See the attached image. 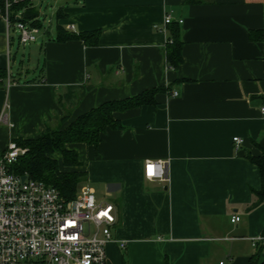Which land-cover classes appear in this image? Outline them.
I'll return each mask as SVG.
<instances>
[{"label": "crops", "instance_id": "crops-1", "mask_svg": "<svg viewBox=\"0 0 264 264\" xmlns=\"http://www.w3.org/2000/svg\"><path fill=\"white\" fill-rule=\"evenodd\" d=\"M193 1L60 2L25 68L0 13V70L12 75L0 89V115L8 107L0 154L65 115L67 125L105 102L162 89L155 106L114 112L119 128L105 129L96 149L67 145L85 173L82 186L93 196L101 189L98 202L114 207L107 264H250L264 256V245H251L264 229V200L248 209L261 183L245 159L264 151V0ZM165 15L181 20L174 69L164 63L168 28L153 29ZM57 27L98 31L96 46L55 42ZM144 161L164 162V181L144 179ZM232 215L239 221L230 223Z\"/></svg>", "mask_w": 264, "mask_h": 264}, {"label": "built area", "instance_id": "built-area-1", "mask_svg": "<svg viewBox=\"0 0 264 264\" xmlns=\"http://www.w3.org/2000/svg\"><path fill=\"white\" fill-rule=\"evenodd\" d=\"M0 13L9 31L18 32L19 44L25 46L37 40L39 30L27 23L10 21V8L19 3L33 4L35 0H3ZM173 23L170 15L163 17V32ZM181 24V20H176ZM176 96V92L170 94ZM259 112L264 116V106ZM0 122L8 124L7 117ZM235 147L240 139L232 138ZM26 149L9 141L0 154V264H107L105 246L112 240L115 224L114 207L107 202H97L92 191L82 186L76 197L65 201L59 192L40 181L29 179L11 171L12 165L25 154ZM151 168V174L149 169ZM162 161H144L143 178L164 181ZM230 223L239 221L232 215ZM264 241L259 235L251 239L255 247ZM123 243L119 247L123 248Z\"/></svg>", "mask_w": 264, "mask_h": 264}, {"label": "trees", "instance_id": "trees-1", "mask_svg": "<svg viewBox=\"0 0 264 264\" xmlns=\"http://www.w3.org/2000/svg\"><path fill=\"white\" fill-rule=\"evenodd\" d=\"M191 3H194V1L184 0V4ZM3 5L4 1L0 0L1 11L3 10ZM17 20H21L38 30L42 29L39 13L34 3L13 5L10 8V21L14 23ZM173 25L177 26L178 24L171 23L167 26L168 40L163 53L165 66L171 69L176 68L181 62V42L178 39V30ZM98 35V31L75 35L57 27L51 40L59 43L77 40L85 46L94 47L96 46ZM11 78V74L0 70V89H3L6 81ZM161 90L151 89L128 99L105 102L80 115L62 131L48 130L36 139L19 138L13 140L16 145L25 148L26 152L12 165L11 171L15 175H26L31 180L40 181L55 188L65 201L73 200L80 190V185L84 182L85 173L76 170L80 167L78 154L76 151L68 149L67 145L84 144L96 149L100 142V135L105 129L119 128V124L112 117L114 112H122L140 106H155L153 96ZM61 120L65 122L67 115L63 116ZM56 155L60 157L61 163ZM245 159L256 167L261 183L260 191H252L253 201L248 206V209H252L264 200V151H261L260 155L255 157L246 154ZM62 168L72 170L66 171L62 170ZM261 235L264 237V229ZM262 245H264V241L256 245V248L258 247L257 250ZM258 253L252 257L250 264H264V256L258 259Z\"/></svg>", "mask_w": 264, "mask_h": 264}, {"label": "rangeland", "instance_id": "rangeland-1", "mask_svg": "<svg viewBox=\"0 0 264 264\" xmlns=\"http://www.w3.org/2000/svg\"><path fill=\"white\" fill-rule=\"evenodd\" d=\"M65 1H69V0H35L34 1V5L37 6V10L39 11V20L40 23L42 24V29L41 31H39L40 35L45 31V30H50L51 27L54 25L55 20H54V8L60 3V2H65ZM11 35L13 36L14 39V44L16 45L18 42V32L16 30H12L11 31ZM40 35H37L38 38L40 37ZM11 36V37H12ZM40 43L34 42V43H30L27 44L25 46L20 45L19 47V52L17 54L18 57V63L17 65L20 66L23 65V67L25 68L28 63L29 60L31 59V63L33 62V52L32 49L38 47ZM16 47V46H15ZM22 61V62H21ZM28 68V67H27ZM26 72V70L24 71V73ZM7 104H5L4 109L0 115V117H7ZM1 125H5L4 122H0ZM71 124V123H70ZM70 124H65L63 120L61 119H57V121L55 123L50 124L49 126L45 127V129L41 132L40 135H42L43 133H45L48 130L54 131H62L64 129H66ZM39 135V136H40ZM57 159H59L60 162V157L58 155H56ZM82 184H86L85 182H83ZM82 184L80 185V188L82 187ZM103 191L101 189H94V198L95 201H99V200H103L104 199V195H103Z\"/></svg>", "mask_w": 264, "mask_h": 264}, {"label": "water", "instance_id": "water-1", "mask_svg": "<svg viewBox=\"0 0 264 264\" xmlns=\"http://www.w3.org/2000/svg\"><path fill=\"white\" fill-rule=\"evenodd\" d=\"M26 178H27L26 176H23V177L21 178V180H22V181H25Z\"/></svg>", "mask_w": 264, "mask_h": 264}, {"label": "snow or ice", "instance_id": "snow-or-ice-1", "mask_svg": "<svg viewBox=\"0 0 264 264\" xmlns=\"http://www.w3.org/2000/svg\"><path fill=\"white\" fill-rule=\"evenodd\" d=\"M149 172H150V174H151V168L149 169Z\"/></svg>", "mask_w": 264, "mask_h": 264}]
</instances>
